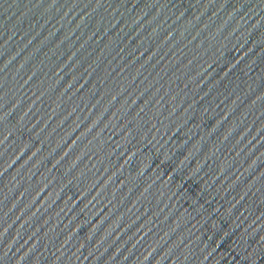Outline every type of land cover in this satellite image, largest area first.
I'll list each match as a JSON object with an SVG mask.
<instances>
[{"label":"water","instance_id":"95a60500","mask_svg":"<svg viewBox=\"0 0 264 264\" xmlns=\"http://www.w3.org/2000/svg\"><path fill=\"white\" fill-rule=\"evenodd\" d=\"M0 264H264V0H0Z\"/></svg>","mask_w":264,"mask_h":264}]
</instances>
